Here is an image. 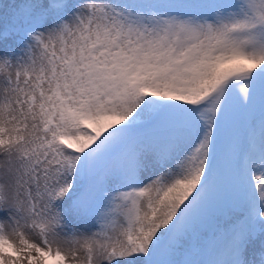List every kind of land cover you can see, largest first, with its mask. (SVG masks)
<instances>
[{"label":"snow or ice","instance_id":"6c2138e0","mask_svg":"<svg viewBox=\"0 0 264 264\" xmlns=\"http://www.w3.org/2000/svg\"><path fill=\"white\" fill-rule=\"evenodd\" d=\"M0 264H264V0H0Z\"/></svg>","mask_w":264,"mask_h":264},{"label":"bare ground","instance_id":"6f19581e","mask_svg":"<svg viewBox=\"0 0 264 264\" xmlns=\"http://www.w3.org/2000/svg\"><path fill=\"white\" fill-rule=\"evenodd\" d=\"M6 2H11V0H6Z\"/></svg>","mask_w":264,"mask_h":264}]
</instances>
